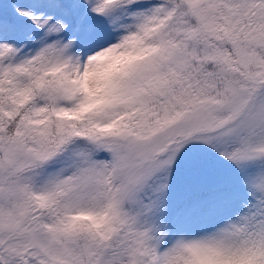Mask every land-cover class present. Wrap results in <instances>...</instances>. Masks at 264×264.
Listing matches in <instances>:
<instances>
[{
  "label": "snow or ice",
  "instance_id": "6c2138e0",
  "mask_svg": "<svg viewBox=\"0 0 264 264\" xmlns=\"http://www.w3.org/2000/svg\"><path fill=\"white\" fill-rule=\"evenodd\" d=\"M0 264H264V0H0Z\"/></svg>",
  "mask_w": 264,
  "mask_h": 264
}]
</instances>
